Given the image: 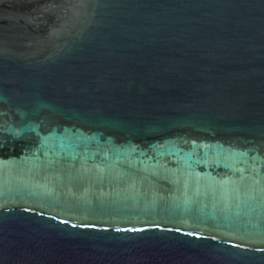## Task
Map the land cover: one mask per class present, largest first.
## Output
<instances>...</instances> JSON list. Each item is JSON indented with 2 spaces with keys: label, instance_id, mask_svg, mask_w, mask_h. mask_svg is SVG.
<instances>
[{
  "label": "water",
  "instance_id": "water-1",
  "mask_svg": "<svg viewBox=\"0 0 264 264\" xmlns=\"http://www.w3.org/2000/svg\"><path fill=\"white\" fill-rule=\"evenodd\" d=\"M0 264H264V0H0Z\"/></svg>",
  "mask_w": 264,
  "mask_h": 264
}]
</instances>
